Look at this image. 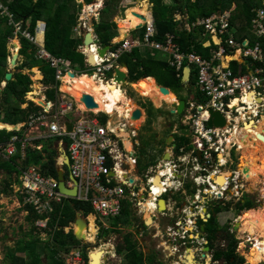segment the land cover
<instances>
[{"label": "built area", "instance_id": "obj_1", "mask_svg": "<svg viewBox=\"0 0 264 264\" xmlns=\"http://www.w3.org/2000/svg\"><path fill=\"white\" fill-rule=\"evenodd\" d=\"M262 2L263 8L257 11L252 25L254 35L264 40V0ZM0 11L12 17L2 2H0ZM14 26L15 35L21 34L30 42L35 43L33 35L23 31L21 24ZM144 28L146 29L144 40L126 39L118 43L114 53L98 62V74L106 80V73L115 69L113 64H107L119 61L136 48L153 50L155 54L163 53L167 56L170 68L179 74L184 73L187 68L192 70V76L194 72L197 73V86L206 98V103L190 104L186 117L181 121L184 127L191 129L195 149L188 154H185L184 149H180L168 163L161 161L158 166H155L156 168L148 169L143 178L138 166L140 159L138 143L132 144V151L127 152L125 139L119 135V132L126 131V128L130 127L129 123L133 121L132 118L136 111L130 118L123 117L119 125L113 126L110 120L103 124L98 119L100 114L105 113L97 112L99 109L90 111L84 105L85 112H80L78 108L76 110L74 103L66 98L58 99L56 102L47 100L46 104L41 106L43 110L33 114L29 123L25 124L27 127L25 140L22 141L17 135L9 144L0 145V158L3 160H10L19 154L18 143L20 142L23 143V150L20 152L23 159L26 157V149L29 145L39 151L43 150L42 146L33 145L38 140H59L57 146L66 147L67 168L71 178L66 182V186L69 189H76L75 197L70 198L61 194L59 182L45 177L40 168L26 169L20 176L21 185L16 193L22 197L24 205L30 206L36 215L42 217L36 223L39 229L48 228L50 218L44 219V214H52L56 206L62 204L64 199H75L89 205L93 210L90 215L92 220L88 217L89 215L85 217L87 227L94 224L96 232L88 235L95 241L105 243V239L109 237L100 235V232L110 227L104 219L121 216L125 204L130 206L139 219L141 217L144 219L147 211L145 205L148 204L154 216L159 215V217L171 220L170 225L167 226L169 227L168 235L170 240L175 241L179 238L177 236H180L178 229L181 227L179 220L172 225L176 218L173 211L177 202L168 200L165 211H160L159 202L163 195L172 194L176 190V186L180 184L181 175L188 171L187 166L193 164L190 172L198 174L196 180L198 196L202 195V192H208L207 188H201L202 184H208L213 191L217 192L216 194L224 195L232 179H227L226 184L219 187L212 176L219 177L224 174V171H228L230 175L233 172L238 174L239 169H229L235 164L231 155L232 151H239V145L235 139H232L231 133L236 127L242 128L243 125L248 124L249 115L256 120L255 124L262 116L261 112L264 108L263 44L259 42L252 46L248 40L240 42L237 39V31L232 26V16L227 13H218L200 20L193 26L188 25L190 31L193 29L203 31L200 43L206 49L212 50L210 59H205L194 52L183 53L174 42V36L169 35L165 43L156 41L157 26L154 18H151ZM86 31H88L86 22H79V26L75 29L79 38L84 40ZM92 48L94 53L98 54L99 46ZM81 53L88 59L89 52L84 46ZM238 55L240 57L237 60ZM36 58L45 61L56 70L58 82L65 81L68 77L66 75L73 73L72 63L68 59L52 55L43 46L38 49ZM234 62L240 65L236 73L230 68ZM255 65L262 67L253 68ZM250 98L253 99L251 103ZM235 102L237 107H234ZM209 111L223 115L227 122L226 127L223 129L208 127ZM109 116L112 117V115ZM119 117L121 118V115ZM69 124L73 126L72 132L68 130ZM7 130L21 131L22 129ZM129 138L134 139L131 136ZM175 149L176 146L173 150ZM199 152L201 158L198 157ZM221 156L224 158L223 161H220ZM57 165L61 169L65 167V162L58 161ZM157 178H159V184H156ZM237 188L236 186L235 189ZM169 204L173 206L170 207ZM176 211L179 209L176 208ZM67 230L69 231V228ZM87 232L86 229V234ZM184 232L180 237L182 239L187 234ZM112 244L113 249L103 250L105 260L102 264H107L112 259L118 260V252L115 244ZM87 249L88 254L89 248ZM164 249L162 247L161 251ZM64 259L66 264H91L92 260L89 255L86 260L84 252L77 248L65 254Z\"/></svg>", "mask_w": 264, "mask_h": 264}, {"label": "trees", "instance_id": "obj_2", "mask_svg": "<svg viewBox=\"0 0 264 264\" xmlns=\"http://www.w3.org/2000/svg\"><path fill=\"white\" fill-rule=\"evenodd\" d=\"M97 1L83 0L86 5L96 4ZM149 1L153 5L154 18L157 26L156 41L165 43L169 35L174 36V42L181 48L183 53L194 52L203 56L205 59L211 58L212 50L206 49L200 43L203 31L201 29H193L190 31L186 29V26H193L200 20L210 18L218 13H227L232 16V26L237 31V39L240 42L249 39L252 46L258 42L264 44V40L258 39L253 34L252 25L257 11L263 8L262 0H169L173 2L172 6L167 5L166 0ZM0 2L8 8L9 13L12 15L10 17L0 11V88L1 84L6 82L5 76L9 72L8 59L11 55L8 50V44L14 38V23L25 24L26 29L32 34H35L37 23L44 22L46 24L44 31V46L46 50L56 57L68 59V61L72 62L73 68L79 72H87L90 76L95 74V71L87 65L86 57L79 52L80 47L84 44V40L79 38L75 33V29L79 25L78 15L83 9V3H78L76 0H0ZM142 2L143 8L148 5L145 0ZM121 4L122 0L106 1L105 8L101 12L102 21L95 23L96 34L99 38L98 44L103 48L112 47L113 50L117 48L114 45V41L119 38V28L117 23L114 22V18L118 16ZM132 11H137V7L125 11V18ZM178 17H181L182 20L178 21ZM123 26L127 29H132L133 24H131V19L129 18ZM140 31L135 33H141L142 38L140 40L143 41L146 29L144 28ZM42 35V33L39 34V41ZM20 44L19 56L22 60L17 62L12 79L6 82L0 96V115L2 116V121L0 122L6 124H0V128H8L9 126V129H14L13 126L20 123L27 125L33 114H37L43 110L35 102L26 100L27 94L32 91L31 86L33 84L31 75L24 73L26 69L31 70L34 67H39L40 71L46 76L44 77V84L50 87L47 91L49 101L56 102L57 87L59 88V84L56 81V70L36 58V45L23 37L20 38ZM141 50L142 48H136L131 54L124 55L119 61L120 64H126L128 66L130 72L129 81L131 83H138L144 79L156 80L160 86L170 89L174 94H177L178 91L185 93L186 87L183 85V73L179 74L176 70L171 69L167 62L168 60H165L163 57V53L157 52L155 58L150 60L143 57H146V49ZM254 67L262 66L255 65ZM230 68L236 73L240 65L234 62L230 65ZM162 76H165V78ZM34 77L38 81L41 80L42 75L37 73ZM197 82L198 75L194 72L190 85L191 88L187 92V95L195 94L194 98L197 99V102L199 104H205L206 98L198 91L196 87ZM150 83L153 86H151L152 88L150 87L151 89H155L157 93H161V90L157 88V84L154 81H150ZM193 88L197 90L196 93H192ZM29 95L32 96V94ZM154 103V105H159L161 102ZM24 104H27L25 108L22 107ZM144 106L146 107L145 111L147 110V126H150L148 127L149 129L154 122V118H156L155 116H162V111L155 109L152 103ZM126 111V109H121L118 112L124 113L128 118ZM118 112L115 114H118ZM169 114L172 115L171 112ZM139 121L140 119L136 123V126H139ZM173 127H171L172 130ZM26 129L27 127L25 126L21 131L0 130V145L9 144L17 135L20 136L22 141L25 140ZM178 129L181 132V136L173 135V138L177 137L175 139L177 145L176 151H179L181 148H185L186 152L192 151L194 146L191 144L190 134L188 135L189 127L180 125ZM169 136H172V133ZM54 141L56 143L59 142V140H38L34 142L33 145L36 147H43L44 145L42 151L29 145L26 149L25 159H23L20 153L23 150V143L20 142L18 143L19 154L16 157L10 160H0V170L4 171L7 175L2 181L3 186L1 191L4 195L9 196L13 194V186L16 184L20 186L19 176L24 170L31 167L40 168L46 177L58 179L57 144L55 143V147L54 145H50ZM162 152L163 156L164 150ZM157 163L153 166H156ZM153 166H150L148 169ZM65 178L68 180L66 173ZM20 200L23 202L21 197ZM245 200L244 208L251 210L253 203L249 199ZM23 210L27 212L25 219L29 230L24 232L23 238L19 239L14 247L6 248L5 264H66L63 255L68 254L81 243L76 239L72 229L77 214L81 212L85 216L89 215L88 217H90L93 212L92 208L85 203L75 199H64L63 203L56 206V209L52 213L48 228L44 229L47 237L43 238L42 233L38 231L39 228L36 227V222L42 217L36 215L28 205H25ZM128 210L134 214L132 223L127 217L126 212ZM90 219L92 220L91 217ZM116 221L118 224L116 228L122 227L120 224L123 223L126 228H128L126 225L131 224L129 228L132 227L134 229L137 227L133 225L138 223V217L130 209V206L125 204L122 215ZM142 226L145 225L142 223ZM68 227L71 230L66 231L65 228ZM90 227L88 234L92 235L96 232L94 224H90ZM113 231L120 233V230ZM88 234L85 239H90L93 242L94 238ZM122 242L121 245L117 246V252L123 256V264H147L155 260V256L144 255L138 248V244L134 241L131 233L127 232ZM230 245L231 253L229 260L235 259L236 264H243L245 259L235 254V248L237 247L236 240L232 238ZM103 250L105 249H102L100 252L104 255ZM85 259L87 260L86 256ZM156 263L161 264L158 258L152 264Z\"/></svg>", "mask_w": 264, "mask_h": 264}, {"label": "rangeland", "instance_id": "obj_3", "mask_svg": "<svg viewBox=\"0 0 264 264\" xmlns=\"http://www.w3.org/2000/svg\"><path fill=\"white\" fill-rule=\"evenodd\" d=\"M77 1V0H76ZM106 1L109 0H103V6L105 8ZM143 0H134L135 4H132L133 1L129 0L128 4L126 0H122V4L120 7V12L118 14V16H116L114 18V22L117 23L119 31L122 32L123 35L129 34L128 31H132L127 29L126 27H124V23H126L128 21V19H131V24H133V28L137 29L138 25H136V15L142 10L144 9L142 7V2ZM149 1V0H148ZM150 2V1H149ZM79 3V2H78ZM125 4V5H124ZM127 4V5H126ZM129 4H132L131 6H128ZM166 4L172 6L173 2L166 0ZM136 5V6H134ZM151 5V4H150ZM127 6V9H126ZM133 7H137V11L139 10V8H141L140 11L138 12H132L129 16V18H125V11H127L128 9H131ZM88 5H83V9L81 11V13L78 15V19L79 22H86L87 27H88V31L87 32H91L93 30H95V27H92V23H97L100 21L101 19V15L97 14L96 12L92 13L91 10H88ZM96 11H98V8H96ZM151 11H153V9L151 8ZM98 13V12H97ZM125 19V20H124ZM182 19V18H181ZM180 19V20H181ZM179 20V18H178ZM145 23V22H144ZM142 26L144 24H141ZM124 29L125 31H122L121 28ZM128 32V33H126ZM141 32V31H139ZM135 34V33H133ZM137 34H141V33H137ZM43 37V35H42ZM125 37H121L119 38L118 42L120 43L122 40H124ZM42 40V39H40ZM11 43L9 42L8 44V50L11 54V56H13L12 52L14 49L10 50L11 48ZM12 51V52H11ZM16 51V50H15ZM15 53V52H14ZM239 56V55H238ZM238 56L236 57V59L238 60ZM165 58V60H167V57L164 55L163 56ZM12 57H9V61ZM22 60V58H19V61ZM33 69H37L39 70V67H34L31 70H24V73L26 74H30L31 75V79L33 81V84L31 86V89L33 90L34 86L36 84L38 85H44L41 83V80L35 81L34 78V73H33ZM8 71H13V69H11L9 67ZM111 76H108V79L110 80ZM161 77V76H160ZM163 78H165V76H162ZM42 79V78H41ZM147 81V80H146ZM143 81H141L139 84H136V87L134 86V88H131L130 86H127L125 88H123V92L121 91V87L122 86H117L116 84H107V83H102L101 87H100V94H101V99L103 101V103L105 104V109L107 110V112L109 114H111L112 112L117 113L119 110L121 109H126V114L128 116V118L131 117V115H133V113L136 111V106L140 107L143 111L141 118H140V123L139 126H136V122L137 121H130L129 125L130 127L126 128V131L130 132V136L134 139H136L135 141H131L133 144L134 143H138L139 145V149H138V155L140 157V160L138 161V166H139V171L142 174L143 178L145 176V173L147 171V169L150 166H153L155 163L159 162L161 160L162 157V151H165V139L171 134L174 133V129L172 130L171 127L172 125L175 127L180 126V121L181 119H183L182 117H178V116H174V115H170V111L172 110L171 106L172 104H165L163 101H161L159 99V97L157 96L156 99L158 100H153L152 98H149L150 94L152 93V89L150 88L149 90H143L141 88V83ZM145 82V80H144ZM111 83V82H110ZM148 85L149 83L146 82ZM154 83H156L154 81ZM4 82L1 84V88L4 89L5 84ZM45 86V85H44ZM150 86V85H149ZM69 87V85H68ZM44 87L42 86L41 90L39 91L41 96H43L44 94H41ZM64 91H66L65 87H64ZM197 90L195 88L192 89V93H196ZM32 92H29L26 96V100L27 101H33L35 102L37 105H40L39 103H37L36 101H34V99H30L28 97L29 94H31ZM45 93V92H44ZM160 93V92H159ZM187 93V92H186ZM186 93H181V92H177V96L181 99H184V101H188V96ZM71 95H73L77 101H80L78 97H76V94L74 93H70ZM125 94V95H124ZM34 94H32V98L35 99H39V101L42 102L41 96L39 97H33ZM131 95L133 97H131ZM126 96V97H125ZM128 98V99H127ZM131 99V100H130ZM154 102H161L159 105H154ZM149 103H152L155 109H159L162 111V116H155L156 118H154V122L151 126V128L148 129V127H150L149 125L147 126V110L145 111V106L144 105H148ZM23 108L26 107V105H22ZM82 109H84V107H81ZM2 116L0 115V121H2ZM143 117H144V121H143ZM123 117H119L118 116H112V117H108L106 116L104 113L100 114L98 119L103 123L106 124L107 121H111L113 126H116L118 124H120V121ZM115 120V121H114ZM261 121V120H259ZM261 123L260 122L257 126V129H259V127H261ZM0 124H2L0 122ZM11 126V125H10ZM22 129V126H19ZM3 129V128H0ZM5 129H9L6 128ZM18 129V130H19ZM256 129V130H257ZM179 134L181 135L180 130L178 129ZM190 132V129H189ZM188 132V135L190 134ZM254 134H263L260 131H256ZM171 137V136H169ZM141 138V139H140ZM174 139H177L174 138ZM250 140H244L241 141V149H239V151L237 150H233L231 155H232V159L235 160V164L234 166H232L229 169H240V171L237 174V177L239 175V177L241 179L244 180V185L246 186L245 188V192H246V199H249L250 201H256V203L252 204V208H251V212L248 213L247 209L245 210V213L241 216L243 222H242V229L241 231H238L235 234V239L238 242L237 243V247L240 250V256H244L246 258L245 260V264H264V247L262 248L263 250H261L260 252H257V247L260 244L261 239H263L264 242V233H260L259 229L256 228L253 224L254 219L256 217V212L264 210V156L262 155H258L255 154L252 151V142H249ZM130 142V141H129ZM56 142L54 141L52 144L50 143L51 146L54 145V147L56 146L55 144ZM128 145H131L128 144ZM132 146V145H131ZM44 148V145H43ZM59 147L57 146V149ZM168 149V148H167ZM166 149V150H167ZM246 149H249L248 151H244ZM241 150V151H240ZM264 150V149H262ZM253 152V154L251 152ZM166 152V151H165ZM63 159V158H62ZM62 159L60 160V158H58L57 162L62 161ZM0 160H2L0 158ZM64 161V160H63ZM165 162V159H164ZM152 164V165H151ZM193 167L192 164L189 168ZM261 169V170H260ZM228 171H224L223 173H227ZM64 173L67 174V178H69V173H68V168H64ZM234 173V172H233ZM262 173V174H261ZM235 174V173H234ZM6 173L4 171L0 170V228H1V235H0V264H5L4 262V258H5V251L7 247H14L16 242L23 238L24 232L28 231V224L26 222V215L27 212H25L23 210V208L25 207V205L23 204V202L20 200V197L15 194L17 192L18 186H16L15 188V192H13L12 195H4V193H2L1 188L3 186L2 181L5 179L6 177ZM257 181V182H255ZM257 184V185H256ZM164 198H170V195H164ZM81 213V212H79ZM78 213V214H79ZM127 217L128 220H130V222L132 223V220H134V214H132V212L130 210H128L127 212ZM96 214V213H94ZM44 219H46L47 217H49V221L51 220L52 214H44ZM118 218V217H117ZM104 219V222L110 227L108 230L102 229V231L100 232V235H104L107 236L109 238L105 239V243H101L98 241H87L89 246V253H91L92 251L94 252V256L97 253H100V255L98 257H96V264H102L103 261L105 260V256L100 252L102 249L105 250H110V243H114L115 247L117 249L118 245H121L123 242V235L127 234V232L133 230L132 227H130L131 224L126 225L128 228L125 227V224L121 223L120 225H122V231H120V233H117L116 231L113 230H117L119 227L116 228L117 221L116 219ZM148 217L145 216L144 219H146ZM233 218V215H231L230 220ZM157 219V218H156ZM158 220V219H157ZM38 222V221H37ZM36 222V223H37ZM43 225V223H41ZM138 223H135L133 226H137ZM90 226V225H89ZM115 226V227H114ZM140 226V225H139ZM151 226V225H149ZM37 227V225H36ZM68 228H66L67 231ZM144 229H147L146 226H144ZM38 231H42V229H39ZM151 234V238L155 237V234L157 233V230H151L149 231ZM147 236H149L147 234ZM43 238H46L47 235L46 234H42ZM153 240V239H152ZM161 241V240H160ZM152 241L149 240L148 241V245L151 243ZM167 243L169 244V241H167ZM160 243L159 241L153 240V242L151 243L150 246H143L142 248H149L152 250H155V246ZM88 245L86 244V242H81L79 244L78 247H76L77 249H80L82 252H86L88 249ZM171 244L167 245L166 248L164 249V251H158L159 253V258H164V260L166 259V261H164V263L166 262V264H180V262L178 261V258H172L170 257L171 255V250L170 247ZM261 246V245H260ZM75 248V249H76ZM96 250V251H95ZM263 253V254H262ZM103 255V256H102ZM102 257V258H100ZM158 258V257H157ZM157 258H155V260L153 262H155L157 260ZM99 260L101 261L99 263ZM120 260H123L124 262V258L122 256H119V260H110L107 264H123V262H120ZM152 262V263H153ZM150 262H148L147 264H152Z\"/></svg>", "mask_w": 264, "mask_h": 264}, {"label": "flooded vegetation", "instance_id": "obj_4", "mask_svg": "<svg viewBox=\"0 0 264 264\" xmlns=\"http://www.w3.org/2000/svg\"><path fill=\"white\" fill-rule=\"evenodd\" d=\"M132 12L129 13L127 19ZM152 168L156 167L153 166ZM197 178V173L190 172V170L185 171L180 177V184L176 186L175 192H177L178 195L174 200L177 202L176 205H178L177 209H179V211H176V208L174 207L173 212L174 217L176 218L172 225L178 220L181 222V227L178 229L180 230V236H177L179 238H176L175 241L170 240L168 235L169 227L162 226V222L169 218L162 216L159 217V215L154 216L153 214H151V226L146 225V219L141 217V219L138 218V228H132L133 230L129 231V233L132 234L134 241L137 242L138 248L144 253V255L158 257L160 262L161 260L166 261V259H160L158 251H161L162 247L166 248L167 245L171 244L170 257L171 259L177 257L180 264H236L234 261L235 259L229 260L231 253L230 243L232 238L233 240H236L234 236L238 231H241L243 225L241 216L246 210L244 208L246 202V186L244 185V180L241 179L239 175L237 177V174L232 173L227 178L232 179V181L229 183L224 195L220 193L216 194L217 192L213 191L210 185L202 184L201 188H207L208 192H202V195L198 196ZM236 186L238 187L237 190L235 189ZM183 192H185L184 195L182 194ZM192 194H194V197H192ZM167 200L169 199L167 198ZM253 203L255 204L256 201H253ZM247 212L250 213L251 211L248 210ZM231 215H233V218L230 220ZM142 223L147 229H144ZM73 228L74 225L72 226V229ZM151 228L152 230H157V233L153 238H151L149 232ZM184 231L187 232V234L185 235V238L182 239L180 237H182ZM147 234L149 236H147ZM152 239L159 241L160 246L157 244L155 250H152V248L141 249V247L145 245L150 246L153 242ZM149 240L152 242L148 245ZM167 241H169V244ZM263 247L264 242L263 239H261L260 244L257 247V252L263 250ZM191 250L192 253L190 252ZM235 254L240 256V250L238 247L235 248ZM244 256L240 257H243L246 260ZM161 264H166V262H161ZM243 264H245V262Z\"/></svg>", "mask_w": 264, "mask_h": 264}, {"label": "water", "instance_id": "obj_5", "mask_svg": "<svg viewBox=\"0 0 264 264\" xmlns=\"http://www.w3.org/2000/svg\"><path fill=\"white\" fill-rule=\"evenodd\" d=\"M77 1L81 2V0H77ZM100 2H101V0H98L97 4L100 3ZM89 6H93V5H88V7ZM94 7H95V4H94ZM143 29H144V25L138 27L137 30H143ZM95 34H96L95 30H93V32H88L87 33V35L85 37V40H84L86 47H90L91 45H96L97 41H96V37H95L96 35ZM128 37H129L128 35L125 36V38H128ZM19 44H20V41H17V43H15L14 45H15V47H17ZM111 50H112V47L99 49V56L101 58H105L106 55ZM93 55H94L93 53L90 55L89 64L91 66L95 67V65H93ZM18 58H19V52L15 51L13 57L11 58L10 64H9L10 65L9 67L11 69L15 68L17 66ZM123 70L129 71L128 66L126 64H124L121 68H118L116 70V78H115L114 81L116 83H118L119 85H122L124 88L127 87V86H130V87L134 88V86H136V84L129 83L128 74L123 72ZM12 76H13L12 71H9L6 74V76H5V80L6 81H10L12 79ZM73 77H75V75ZM191 82H192V70L190 68H187V69H185L184 76H183V84L186 86V88H185L186 91L189 90ZM156 84H157V88L161 90V93L163 95L170 96L172 94V95H174L176 97V99H177L176 103L172 104V106H171V108H172L171 114L174 115V116H178V117L184 116V114L187 111V103L184 100H179L178 97L170 89L160 86L157 82H156ZM2 91H3V89L0 88V94L2 93ZM82 102L85 104L87 109L90 110V111L99 109V105L96 104L94 98L91 97V96L84 95L83 98H82ZM43 104L45 105L44 102H43ZM141 110L142 109H138L137 112L133 115V118H132L133 121H137V120H139L141 118L142 113H143ZM208 116H209V119L207 121L208 127H210V128L215 127L217 129H223V128L226 127V125H227L226 119L220 113L215 112V111H209L208 112ZM14 127H17L19 129L18 126H14ZM18 129H15V130H18ZM68 130H69V132L73 131V126L71 124L68 125ZM259 139L261 141H264V137H259ZM173 141H174L173 137L168 138L166 140V142H165L166 146L167 147L172 146ZM65 149H66V147L64 145L60 146L59 147V151H60L59 154H60V156H62V158H63V160L65 162V167H68V158H67ZM170 152L171 151H167L165 153V155H164L165 161H170V159H171V153ZM198 156L201 157V154L198 153ZM58 180H59V190H60L61 193H63L65 196H68L70 198H73V197L76 196V193H77L76 189H74V188L73 189H69V188L66 187L64 172L61 169L58 171ZM192 197H194V194H192ZM166 202L167 201L165 199H161L160 200V211H165ZM148 221L149 220L147 218L146 219V225H150ZM86 227H87L86 218L84 216H82V215H77L76 220L74 222V228H73L74 229V234H75V237H76L77 240H79L81 242H85L86 241L85 235H83V230ZM99 255H100V253H97L95 255V257H93L94 256V252L91 253V255H90L91 258H92L91 264H96V257H98ZM100 258H102V257H100ZM100 262L101 261L99 260V263Z\"/></svg>", "mask_w": 264, "mask_h": 264}, {"label": "bare ground", "instance_id": "obj_6", "mask_svg": "<svg viewBox=\"0 0 264 264\" xmlns=\"http://www.w3.org/2000/svg\"><path fill=\"white\" fill-rule=\"evenodd\" d=\"M101 4L102 3H100L99 5H97L95 7V9L98 8V10H99L100 7H101ZM92 11H93V7H92ZM151 17H152V15L148 11V6H146L144 9H142L136 15V18L135 19H136V22H137L138 27L142 26L141 24H144L145 25L144 22H146V19L147 18H150V20H151ZM129 30H135V29L132 28V29H129ZM40 33H43V31H41ZM18 49H19V46H17V48L15 50H18ZM15 50H13V51H15ZM89 53L92 54L91 51H89ZM97 60H98V57H97V55L94 54L93 55V65H96L97 64V62H98ZM73 76L74 75L72 73H70L68 75V77L66 78V80H65L66 85H69V88H68V92L67 93H69V94L71 92L73 94L75 93L76 94V97H78L79 100H81L85 94H88V96H93L97 100V102H98V104L100 106L99 111H97V112H100V111L101 112H105L107 115H112L114 117L115 116H118V115H121V117H126L125 114L122 113V112H118V114H115V113L112 112L111 114H109L107 112V110L105 109V104L103 103V101L101 99V94H100V85L102 83H104V82H100V80H98V79L88 78V77H84V78H81V79H75ZM150 81H155V80H147V81L145 80V82H143L141 84V88L143 90H145V91L146 90H149L150 87H151ZM146 82H149L150 86ZM121 91H122V89H121ZM157 96L165 104H170L171 105V104L176 103V101H177L176 97L174 95H172V94L170 96H165L162 93H157L155 89H152V93L150 94V97L149 98H152L153 100H155L157 98ZM252 100L253 99L250 98L249 99V102L251 103ZM43 102L44 101L42 100V102L40 103V105H44ZM82 107H84V106H82ZM234 107H237V103L236 102L234 103ZM135 109L138 110V106H136ZM262 121H263V123L260 124L261 127L259 129H257L258 124H255L254 122H252V123L243 125L242 128H240V126H238V127H236L232 131V133H231V135L233 136L232 139H235L237 141L236 143L239 145V149H241V146H240L241 141L244 142L245 139L246 140H250L249 142H252V144H253L252 145V151L255 154L264 156V150H262V149H264V141H261L259 139V137H264V133L263 134H254L257 130H262V129L264 130V128H263L264 127V118L261 119L260 122H262ZM137 122H138V120H137ZM139 123H140V121H139ZM16 126L19 127V125H16ZM21 126L24 128L25 125L23 124ZM8 128H9V126H8ZM19 128H21V127H19ZM14 129H18V128L17 127H14ZM124 132L125 131L119 132V135L122 136V138H124L126 140L125 141V147H126L127 152H131L132 151V146L131 145H128V144H130V142L127 140V135H125V134L123 135ZM244 151H247V149L244 150ZM253 152H252V154H253ZM61 159H62V157L60 158V160ZM223 159L224 158L221 156L220 157V161H223ZM229 176H230V173L227 172V173H224V174L220 175L219 177L212 176V178L215 180V182L217 184H219L220 186H224L226 184L227 178ZM255 182H257V181H255ZM156 184H159V178H157ZM145 208L147 209V211L145 213V216L148 217L149 224H152L151 214L153 213V210H150L149 209V205L148 204L145 205ZM253 224H254V226L256 228H258L260 230L259 231L260 233H264V210H261V211L256 212V217L254 219ZM88 230H90V227L89 226L87 227V231ZM87 234H88V232H87ZM87 234H86V228H85L83 230V235H85V238H86ZM190 252L192 253V250ZM192 261H194V260H192ZM191 263H193V262H191Z\"/></svg>", "mask_w": 264, "mask_h": 264}, {"label": "crops", "instance_id": "obj_7", "mask_svg": "<svg viewBox=\"0 0 264 264\" xmlns=\"http://www.w3.org/2000/svg\"><path fill=\"white\" fill-rule=\"evenodd\" d=\"M127 1V4H128V2H129V0H126ZM131 1H133L132 2V4H135V2H134V0H131ZM146 2H147V6H148V11L150 12V14L152 15V17L151 18H154V12L153 11H151V8L153 9V5L148 1V0H145ZM79 3H83L84 4V2H83V0H81V2H79ZM100 3H102L101 4V7H100V9L98 10V11H96V9H95V7L94 6H89L87 9L88 10H91V12L92 13H94V12H96V15L97 14H100L103 10H104V6H103V0H101V2ZM126 4V5H127ZM132 4H129L128 6H131ZM151 4V5H150ZM86 5V4H85ZM105 5V4H104ZM125 5V4H124ZM102 6H103V8H102ZM92 7H93V11H92ZM126 9H127V6H126ZM100 10H102L100 13H97V12H99ZM141 10V8H139V10L138 11H140ZM138 11H135V12H138ZM179 18V20L181 19V17H178ZM177 18V19H178ZM155 19V18H154ZM125 20V19H124ZM178 20V21H179ZM102 21V18L100 19V21L99 22H97V23H100ZM149 21H151L150 20V18H147L146 19V23H148ZM136 25H137V22H136ZM79 26V25H78ZM95 27V24L94 23H92V27ZM138 27V26H137ZM120 28H121V26H120ZM138 29V28H137ZM137 29H135V30H132V31H130L129 32V34H126V35H128L129 37L128 38H125L124 40H130V41H138V40H140V38H142L141 37V34H137V33H135V32H137V31H139V30H137ZM186 29L187 30H189L188 29V26H186ZM121 30L122 31H125L124 29H122L121 28ZM95 32H96V28H95ZM76 33V32H75ZM84 34H85V31L83 32ZM127 33V32H126ZM133 33H135V34H133ZM39 34H41V33H39ZM39 34H38V40H39ZM43 34V33H42ZM77 34V33H76ZM253 34H254V30H253ZM78 35V34H77ZM96 36V38L98 39V36H97V34H95ZM126 35H123L122 34V32H120L119 31V38H121V37H125ZM86 36V35H85ZM257 37V36H256ZM119 38L118 39H116V41H115V45L116 44H118L119 42H118V40H119ZM258 38V37H257ZM259 39V38H258ZM42 40H43V42H44V35H43V37H42ZM42 40H40L41 42H42ZM248 41H250L249 39H247ZM260 40H263V39H260ZM123 41V40H122ZM121 41V42H122ZM251 42V41H250ZM259 43V42H258ZM260 43H262V42H260ZM263 44V43H262ZM83 46H85V42H84V44H83ZM83 46H81L80 47V49H81V51H80V49H79V52H82V47ZM263 47H264V44H263ZM86 48V47H85ZM142 50H145L144 48H142ZM141 50V51H142ZM15 51H13V53H14ZM145 52V51H144ZM146 57L145 56H143L144 58H146V59H150V60H153L154 58H155V53H154V51L153 50H147L146 49ZM167 57V56H166ZM20 58V57H19ZM19 58H18V60H17V62L19 61ZM90 58V57H89ZM86 60H87V57H86ZM43 62H45V61H43ZM46 63V62H45ZM88 65V64H87ZM124 64H120V67L119 68H121L122 66H123ZM13 69V71H14V68H12ZM129 69V68H128ZM13 71H12V73H13ZM123 72H125L126 74H128V77H129V71H123ZM33 73H34V75H36L37 73H39V75H42V79H41V83L42 84H44V77H46L41 71H40V69L39 70H37V69H33ZM70 74V73H69ZM68 74V75H69ZM72 74H77L78 76H80L79 78H76V79H81V78H84V77H88V78H91L90 76H88L87 74V72H77V71H74ZM56 75H57V72H56ZM68 75H66V76H68ZM183 76H184V73H183ZM94 77V76H93ZM35 81H37L36 80V78L34 77L33 78ZM149 79V78H148ZM144 80H147V79H144ZM144 80H141V81H144ZM56 81H57V84H59V88L57 87V93H56V101L58 100V99H61V98H66L68 101H70V102H72V103H74V105H75V107H76V110H77V108H78V110L80 111V112H85V107H84V109H82L81 107L82 106H84V104H83V102H82V99H81V102L80 101H77L76 100V98L73 96V95H70L69 93H67L68 92V85H66V82L65 81H63V82H58V80H57V78H56ZM156 81V80H155ZM7 82V81H6ZM6 82H4V84L6 85ZM100 82H102L101 80H100ZM157 82V81H156ZM149 83V82H148ZM3 84V85H4ZM45 85V84H44ZM44 85H42L43 87H44V91H42V93L41 94H44L43 96H41V95H39L40 94V90H41V88H42V86L41 85H38V84H36L35 86H34V88H33V90H32V93L31 94H34L33 95V97H39V96H41V98L40 99H42L43 101H44V103L46 104V101L48 100V102H49V98H48V95H47V91H48V89L50 88L49 86H44ZM71 85V84H70ZM184 85V84H183ZM64 86H65V89H66V91L67 92H65L64 91ZM152 86V85H151ZM153 87V86H152ZM186 87V86H185ZM197 87V89H198V91L200 92V90H199V88H198V86H196ZM191 88V87H190ZM190 88H189V90H190ZM189 90L188 91H186V89H185V93L186 92H189ZM59 91H61V92H59ZM45 92V93H44ZM201 93V92H200ZM187 94V93H186ZM202 94V93H201ZM85 95H88V94H85ZM125 95V94H124ZM0 96H1V94H0ZM188 96V95H187ZM30 99H34V101H36L37 103H41V101H39V99H35V98H32V96L31 95H29L28 96ZM93 97V96H92ZM126 97V96H125ZM131 97H133L132 95H131ZM195 97V94H190V96H188V101H185L186 103H187V107H189V105L190 104H192V103H198L197 102V99H195L194 98ZM128 99V98H127ZM179 100H180V98H178ZM131 100V99H130ZM26 106H27V104H25ZM138 109H141L140 107H138ZM137 111V110H136ZM142 111V110H141ZM188 111V110H187ZM186 111V112H187ZM143 112V111H142ZM171 112V111H170ZM261 114H262V116H261V118L259 119V120H261V119H263L264 118V108H263V110H262V112H261ZM148 118V117H147ZM249 118H250V121H249V123H251V122H253V121H256V120H254L253 118H251V115H249ZM258 120V123H256V124H259L260 123V121ZM141 121V120H140ZM24 124V123H23ZM1 125H5V124H1ZM19 126H21L22 125V123H20V124H18ZM260 128V127H259ZM264 128V127H263ZM175 132V134L176 135H178V136H181L180 134H179V132L175 129L174 130ZM257 131H260V130H257ZM131 132V131H130ZM130 132H124L123 133V135L125 134V135H127V140L129 141V136H130ZM261 132L262 133H264V130L262 129L261 130ZM128 133V134H127ZM174 141H175V139H174ZM173 141V142H174ZM166 149H167V147H166ZM165 149V151L167 152V151H171L170 149H167L166 150ZM172 149V148H171ZM249 149H247V151H248ZM164 151V154H163V156H162V161H164V155H165V152ZM251 152V151H250ZM171 154H172V156L174 155V152H170ZM252 153V152H251ZM3 160V159H2ZM239 171H240V169H239ZM14 192H15V189H14ZM176 193V194H175ZM16 195H17V197L19 196V197H21L19 194H17V193H15ZM183 195L185 194V192H183L182 193ZM170 195V198H168L169 200H173V201H176V200H174L176 197H177V192H173L172 194H169ZM22 198V197H21ZM169 206L171 207V206H173V204H169ZM180 206V205H179ZM175 208H178V205H175ZM170 221L171 220H169V219H167V220H164L163 222H162V226H168V225H170ZM158 223H160V222H158ZM110 245V248L111 249H113L114 248V246H113V244H109ZM162 261V260H161Z\"/></svg>", "mask_w": 264, "mask_h": 264}, {"label": "clouds", "instance_id": "obj_8", "mask_svg": "<svg viewBox=\"0 0 264 264\" xmlns=\"http://www.w3.org/2000/svg\"><path fill=\"white\" fill-rule=\"evenodd\" d=\"M78 2V1H77ZM98 2V1H97ZM3 4V3H2ZM95 4V3H94ZM94 4H92L93 6H94ZM97 4V3H96ZM95 4V7L97 6V5H99L100 3H98L97 5ZM4 5V4H3ZM102 8H103V6H102ZM102 10H100L98 13H100ZM15 24H21L22 25V30L23 31H27V32H29L27 29H26V26H25V24H23V23H14V25ZM45 27H46V24L44 23V22H38L37 23V27H36V29H35V34H32L31 32H29V33H31V35H33V37L35 38V43H32V44H34V45H36V47H37V51H38V49L40 48V47H44L45 48V46H44V42H43V40H42V42L41 41H39L38 40V34L41 32V31H43V35H44V31H45ZM140 31V30H139ZM91 32H93V31H91ZM87 31H86V35H87ZM21 37H23L21 34H18V35H15V26H14V38L11 40V48H10V50H12V49H16L17 47H15V43H17V41H20V38ZM23 38H25V37H23ZM26 39V38H25ZM28 40V39H27ZM85 40V39H84ZM29 41V40H28ZM96 41H97V43H96V45H91L90 47H86V46H84V47H86V49L88 50V52L89 51H91L93 54H95L94 53V51H93V46H99V49H104L103 47H101L99 44H98V42H99V38L97 39L96 38ZM116 41V40H115ZM115 41H114V43H115ZM30 42V41H29ZM85 42V41H84ZM115 45V44H114ZM117 45V44H116ZM115 45V46H116ZM19 46V49L18 50H16V51H20V49H21V44H19L18 45ZM46 49V48H45ZM99 49H98V54H95V55H97V57H98V62L102 59V60H105V59H107V57H108V55L109 54H111V53H114L116 50H113V48H112V50L111 51H109V53L106 55V57L105 58H101L100 56H99ZM81 50V49H80ZM95 50V49H94ZM12 52V51H11ZM81 53V52H80ZM12 54L14 55V53L12 52ZM82 54V53H81ZM11 55V54H10ZM83 55V54H82ZM90 53H89V57H90ZM85 56V55H84ZM11 57H13V56H11ZM20 57V56H19ZM86 57V56H85ZM89 57H88V66H89V68H91V69H93L94 71H95V74L93 75V76H90L89 74H87L88 76H90L91 78H94V79H98V80H101L102 82H105V83H107V84H116L117 86H122V85H119L118 83H116L114 80H115V78H116V70L120 67V63H119V61H114L113 63H108L107 65H114L115 66V69L114 70H112L111 72H107L106 73V76H107V78H106V80H105V78H103V77H100L101 75H99L98 74V62H97V64L95 65V67H93V66H91L90 64H89ZM87 60H86V62H87ZM8 61H9V59H8ZM10 61H11V59H10ZM10 61H9V64H10ZM72 63V62H71ZM10 66V65H9ZM72 69H73V72L74 71H77V70H75L74 68H73V65H72ZM78 72V71H77ZM75 75V79L76 78H79L80 76H78L77 74H74ZM108 76H111L110 78V80L108 79ZM111 82V83H110ZM141 82V81H140ZM140 82H138V83H134V84H139ZM129 83H131L130 81H129ZM122 88V92H123V86L121 87ZM132 88V87H131ZM176 95V94H175ZM92 97V96H91ZM94 98V97H93ZM94 100H95V102H96V104H98V102H97V100L94 98ZM84 104V103H83ZM199 104V103H198ZM85 105V104H84ZM99 105V104H98ZM42 106H44V105H42ZM41 107V106H40ZM87 108V107H86ZM99 108H100V106H99ZM190 108V105H189V107H187V110ZM98 110V109H97ZM94 111V110H93ZM137 112V111H136ZM106 116H108V117H110L109 115H107L106 113H104ZM186 115H187V112L184 114V116H181L183 119H184V117H186ZM120 116V115H119ZM183 119H181V121L183 120ZM254 122V121H253ZM255 123V122H254ZM3 124V123H2ZM249 124V123H248ZM6 125V124H5ZM180 125L181 126H183L182 124H181V122H180ZM3 129H5V128H3ZM173 129L175 130H177L178 131V127H173ZM190 129V128H189ZM13 130H15V129H13ZM9 131V130H8ZM125 132H127V131H125ZM175 132V131H174ZM128 134V133H127ZM173 135H176L175 133H172V136L171 137H173ZM190 136H191V144L193 145V141H194V137H193V134H192V131H191V129H190ZM170 138V137H169ZM174 139V138H173ZM135 141V139H131V138H129V141H130V143H131V145L133 144L131 141ZM126 141V140H125ZM174 146H176V149H177V145H176V143H175V141L172 143V146H170V147H167L168 149H170L171 150V152H174V154H176V153H178L179 151H176V149L175 150H173L174 149ZM58 147H60L59 145H58ZM172 148V149H171ZM181 149H184V152H185V154H188V153H190V152H186V150H185V148H181ZM195 149V148H194ZM193 149V150H194ZM58 150V158H61L62 156H60V154H59V148L57 149ZM180 150V149H179ZM192 150V151H193ZM200 153V152H199ZM199 157V156H198ZM58 158H57V160H58ZM171 158H172V154H171ZM199 158H201V157H199ZM140 160V159H139ZM63 161V160H62ZM61 161V162H62ZM162 160H160L157 164H156V166H158V164L161 162ZM170 161H171V159H170ZM166 163H168L169 161H165ZM58 166V171L60 170V168H59V165H57ZM191 166V164H189L188 166H187V168H188V170H191L193 167H191V168H189ZM192 166H193V164H192ZM155 167V166H154ZM32 168V167H31ZM36 168H38V167H36ZM64 168L65 167H63V168H61V170H63V172H64ZM67 168V167H66ZM30 169V168H29ZM22 174V173H21ZM21 176V175H20ZM20 176H19V180H20ZM46 177V176H45ZM50 178V177H49ZM70 178V177H69ZM55 180H57L58 182H59V180L58 179H55ZM69 180V179H68ZM68 180H66L65 179V185H66V182L68 181ZM20 185H21V181H20ZM205 185V184H204ZM16 186H18V188H19V185H14L13 186V189H15L16 188ZM67 187V186H66ZM59 192H60V190H59ZM61 194H63V193H61ZM64 195V194H63ZM165 195H169V194H165ZM164 196V195H163ZM162 196V198L161 199H165L166 201H168L167 200V198H164ZM160 199V200H161ZM63 203V202H62ZM160 203V202H159ZM167 204L168 203H166V206H167ZM61 205V204H60ZM77 215H82V216H84L85 217V215L83 214V213H79V214H77ZM86 218V217H85ZM69 228V227H68ZM122 228H124V227H119L117 230H120V231H122ZM86 229H87V227H86ZM65 230H66V228H65ZM69 230H71L70 228H69ZM68 231V230H67ZM73 231H74V229H73ZM41 233L42 234H45L44 233V230L42 229V231H41ZM123 237H124V235H123ZM87 241H88V239L85 241L86 242V244L88 245V243H87ZM81 242V241H80ZM84 243V242H83ZM110 244H112V243H110ZM107 245H109V244H107ZM89 246L90 245H88V247L87 248H89ZM73 249H75V248H73ZM117 250V249H116ZM96 251V250H95ZM93 252V251H92ZM91 252V253H92ZM91 253H89L88 252V254H87V251L86 252H84V256H86L87 257V259H88V255L90 256L91 255ZM117 256H118V260H119V256H122V255H120V254H118L117 253ZM63 257H64V255H63ZM91 257V256H90ZM123 257V256H122ZM92 259V258H91ZM117 260V261H118ZM92 261V260H91ZM159 262H160V260H158ZM120 262H123V260H120ZM161 262H164V261H161ZM160 262V263H161Z\"/></svg>", "mask_w": 264, "mask_h": 264}]
</instances>
